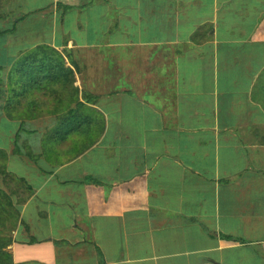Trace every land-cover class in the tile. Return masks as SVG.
<instances>
[{
  "label": "crops",
  "instance_id": "crops-1",
  "mask_svg": "<svg viewBox=\"0 0 264 264\" xmlns=\"http://www.w3.org/2000/svg\"><path fill=\"white\" fill-rule=\"evenodd\" d=\"M0 170L9 264H264V0H0Z\"/></svg>",
  "mask_w": 264,
  "mask_h": 264
},
{
  "label": "trees",
  "instance_id": "trees-1",
  "mask_svg": "<svg viewBox=\"0 0 264 264\" xmlns=\"http://www.w3.org/2000/svg\"><path fill=\"white\" fill-rule=\"evenodd\" d=\"M28 60H30L31 62H28ZM53 61L55 64H57V61L56 62H55V60H53ZM28 63L33 64L32 58L30 59V57H25L20 62H17L15 64L17 65V64H28ZM40 63H43V61ZM59 63H61V62H59ZM0 175L1 176L6 175L4 170H0ZM3 202L6 204L7 208H10L13 210V212L8 213V215H9V217L14 218V223H15L17 221V211L13 207V202L11 201L10 196L6 192H4L3 190L0 189V212H2V209L5 207V206H3ZM9 243H10V239L6 240L5 237H3V236L0 237V264H9L8 255L2 251V248H5Z\"/></svg>",
  "mask_w": 264,
  "mask_h": 264
},
{
  "label": "rangeland",
  "instance_id": "rangeland-1",
  "mask_svg": "<svg viewBox=\"0 0 264 264\" xmlns=\"http://www.w3.org/2000/svg\"><path fill=\"white\" fill-rule=\"evenodd\" d=\"M3 206L5 207L2 209V212H0V237L3 236L7 240L11 238L12 230L14 229L15 223H14V218L9 217L8 215V213L13 212V210L7 208L4 202H3Z\"/></svg>",
  "mask_w": 264,
  "mask_h": 264
}]
</instances>
